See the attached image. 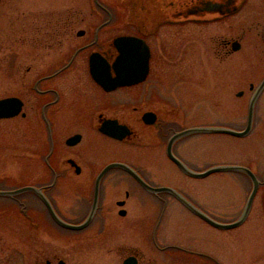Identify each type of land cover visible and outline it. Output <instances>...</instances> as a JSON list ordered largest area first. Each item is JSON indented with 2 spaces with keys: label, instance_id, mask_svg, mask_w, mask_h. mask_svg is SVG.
Masks as SVG:
<instances>
[{
  "label": "rangeland",
  "instance_id": "rangeland-1",
  "mask_svg": "<svg viewBox=\"0 0 264 264\" xmlns=\"http://www.w3.org/2000/svg\"><path fill=\"white\" fill-rule=\"evenodd\" d=\"M122 4V0L111 1L116 23L125 21ZM95 6L94 0H0V97L20 92L17 75L12 72L24 70L28 64L25 44L28 37H34L32 33L28 35L31 19H38L42 13L39 19L46 20L45 16L53 17L52 13L77 7L79 12L93 10L95 14L91 20L97 22L105 15ZM246 6L227 21L206 25L202 31L189 26L190 29H158L153 41L158 54L153 60L155 74L151 72L148 80L136 88H143L144 97L152 93L158 100L186 108L179 112H189L188 119L181 115L177 120L185 118L187 125L221 124L242 129L251 96L248 82H257L264 74V43L256 25L264 22V0H249ZM231 20L236 25L233 29L227 28ZM243 23H250L251 27L243 30ZM81 26L79 23L70 31L63 29V39H74L73 44L83 41L86 35L76 34ZM130 31L133 30H125L117 24L102 30L101 36L112 38ZM172 32L173 44L168 46L172 42L168 40ZM217 32L223 37L238 36L240 48L231 54L221 52L217 37L210 36ZM171 54L173 58L170 56L167 60ZM50 58H54L53 54ZM136 88H129L122 94L133 101ZM237 90H242V95L237 96ZM111 97L112 101L122 100L118 90ZM158 112L167 113L166 110ZM254 116L250 131L243 137L195 133L180 141L176 152L198 170L236 163L249 166L262 177L264 89L257 99ZM170 118L175 120L176 117ZM47 144L38 125L18 117L0 119V188L12 189L34 180L39 175L38 168L43 165ZM163 145L160 143L143 151L135 148L114 150L111 145L110 158L118 157L114 153L119 152L122 159L142 164L143 174L151 183L171 184L217 220L232 221L239 217L251 190V181L246 175L225 171L200 179L190 178L165 157ZM68 186L60 185L64 196L73 199ZM120 187L112 191L111 199L123 196L120 192L127 188L130 193L125 205L127 215L119 216L118 206L112 202L109 208L114 213L108 212L106 221H93L80 230L56 225L43 205L27 192L15 198L0 196V255L4 258L0 264H57L59 259L65 264H121L123 258L134 251L139 253V264H264V186L255 195L244 222L225 230L195 216L170 195L164 194L163 199H158L129 179ZM20 202L34 211L36 225L25 217ZM12 251L13 256L6 260Z\"/></svg>",
  "mask_w": 264,
  "mask_h": 264
},
{
  "label": "flooded vegetation",
  "instance_id": "flooded-vegetation-1",
  "mask_svg": "<svg viewBox=\"0 0 264 264\" xmlns=\"http://www.w3.org/2000/svg\"><path fill=\"white\" fill-rule=\"evenodd\" d=\"M111 1L94 0L95 8L105 15L104 19L102 18L97 22L91 20L95 14L93 10L79 12L77 7L67 10V12L52 13L53 17L44 15L46 20L39 19L42 13L38 19L30 18L28 35L30 36L32 33L31 35L34 37H28L25 44L28 64L24 70L15 69L12 72L17 75L16 83L20 87V92L0 97H18L22 101L21 110L8 119L18 117L28 121V123L38 125L42 138L47 139V149L42 157L43 165L36 172L39 175L24 185L40 188L58 216L68 222L79 223L84 221L90 214L93 205L95 206L90 223L106 221L109 214L114 213V210L109 208L112 202L118 206V215L126 216L125 205L130 198L129 190L124 188L120 192L123 196L120 195L113 200L111 199L112 191L114 192L115 189L118 191L125 179L131 180L145 190L132 174L122 168L112 167L101 176L97 183L96 192V178L110 162L127 163L153 186L171 185L169 183H151L143 174L142 164H135L122 159L119 152L114 153L118 157L110 158L111 145H114V150L121 151L122 149L125 151L135 148L143 151L144 148H152L163 143L165 157L177 166L166 154L167 142L174 133L188 127H194L190 124L187 125L185 118H181V121L177 120L181 115L188 117L189 112H179L182 109L187 110L186 108L179 107L174 102L158 100L152 93L144 97L143 88H136V86L145 83L153 72V60L158 56L155 47L157 45L153 44L157 35L156 32L162 27L173 30L175 27L188 26L194 30L202 31L206 25L214 24L215 26L216 23L225 22L242 12L248 7L246 4L249 0H122L121 7L125 11V21L123 20L121 23L114 22L115 9L111 5ZM231 21L227 24L229 29L236 27L233 20ZM79 23L82 26L78 28L76 34L78 35V31L82 30L83 33L78 36L86 35V38L74 44V39L64 40L63 29L70 31ZM117 24L125 30H133L123 34L138 36L148 44L150 51L149 68L143 81L132 85L118 86L107 91L91 76L89 57L91 53L98 52L108 63L113 62L118 53L113 45L114 37H102V30ZM256 25L259 27L258 35L263 41L264 22L261 24L257 22ZM189 27L188 29H190ZM246 27H251V24L243 23L242 29L244 30ZM199 33L201 34V32ZM173 35L174 32H172V37L168 39L172 40L171 43L167 44L168 46L173 44ZM153 36L154 38H152ZM210 36L213 39L217 37L219 50L224 54H231L232 51H235L233 43L238 42L240 48L238 36L236 38L233 36L230 38L223 37V34L219 32ZM52 54L54 58H50ZM170 56L173 58V54H171L167 56V60ZM111 72L114 75L112 69ZM153 74L155 73L153 72ZM263 77L264 74L257 82H248L251 96ZM132 87L136 88L133 101L130 96L122 94ZM117 90L121 93L122 100L112 101L111 94ZM238 92V90L235 92L237 96H239ZM241 92L243 91L241 90ZM191 105L204 104L192 103ZM204 109L202 108V110ZM158 110H166L167 113L160 114ZM146 112L155 114L152 115L154 116L152 122H150L152 117L148 115L149 113L145 115L146 120H144V113ZM170 115L173 118L176 117L175 120L170 118ZM254 119L255 116L253 122ZM107 120L127 126L129 134L121 139L109 135L104 131V128L116 129L118 126H114V123L104 126ZM191 135L194 134L181 135L176 138L172 143V152L189 168L200 171L191 167L176 152L178 143ZM146 140L151 141V143H145ZM137 162L141 163V159H138ZM177 169L179 170L178 167ZM252 170L256 173L254 169ZM258 177L260 178L259 188H261L264 186V175ZM61 184L69 185L68 189L71 190L73 199L64 196L60 187ZM27 193L37 199L48 213L35 192L27 191ZM150 194L158 199H163L162 195L164 194L169 195L165 192ZM62 202L65 204L60 205L59 203ZM26 208L25 217L32 225H36L34 211L25 204V210ZM49 217L52 220L50 215ZM152 237L154 238V233ZM131 255L137 258L139 264V253L135 251L124 258Z\"/></svg>",
  "mask_w": 264,
  "mask_h": 264
},
{
  "label": "water",
  "instance_id": "water-1",
  "mask_svg": "<svg viewBox=\"0 0 264 264\" xmlns=\"http://www.w3.org/2000/svg\"><path fill=\"white\" fill-rule=\"evenodd\" d=\"M82 33H83L82 30L78 31V35H81ZM113 45L115 46L118 53L111 64L108 63L98 52H93L90 54L89 71L93 79L107 91L113 90L118 86L132 85L140 81H143L148 73L149 57H150L149 47L146 44V42L142 38L137 37L135 35H118L113 38ZM238 48H239V44L237 42L233 43V49H238ZM111 69L114 71V75H112ZM263 87H264V78L258 85L257 89L255 90L254 94L252 95L249 101L248 110H247V122L244 129L240 130L226 126H213V125L190 127L180 132L174 133V135H172L168 140L166 146L167 156L172 161H174V163L180 168L182 172H184L185 174L191 177L203 178L214 172L238 171L245 173L251 179L252 188L249 192L244 208L237 219L232 221L217 220L211 217L210 215H208L207 213H205L204 211H202L196 205H194L188 198H186L176 188L166 185L152 186L148 184L130 165L119 161L108 163L98 174L95 181L96 192H97V183L99 182L101 176L108 169L112 167H119L132 174L134 178L148 191L155 193L160 191L168 192L169 194L174 196L180 203H182L187 209H189L192 213L197 215L199 218H201L211 226L222 230L238 227L246 219L250 211V208L252 206L254 196L258 189L259 179L256 177L254 172L250 170L248 167L239 164H217V165H212L203 171L192 170L173 154L172 143L176 138L180 137L181 135L197 133V132L224 133L238 137L245 136L251 129L253 114H254V106ZM241 93L242 92L240 91L238 94ZM21 107H22V101L18 97L8 96V97L0 98V118H8L16 115L21 110ZM147 114L152 117V119H150V122H152L154 119V116L152 115L155 114L153 112L144 113V120H146L145 115ZM111 123H114V126H118V128L116 129L115 128L109 129V127L107 129L104 128V131L109 135L121 139L126 134H129V129L127 128V126L118 125L116 121L112 122L110 120H107V122L104 123V126L105 124L111 125ZM27 190L33 191L38 195V197L45 204L51 218L57 224L65 228L74 229V230L82 229L89 224L95 205L92 206L90 214L84 221H82L81 223H70L64 221L57 215L48 198L38 187L26 185L16 189H9V190L0 189V195H14ZM57 264H65V262L64 260L60 259L58 260ZM122 264H137V260L134 256H128L123 260Z\"/></svg>",
  "mask_w": 264,
  "mask_h": 264
},
{
  "label": "trees",
  "instance_id": "trees-1",
  "mask_svg": "<svg viewBox=\"0 0 264 264\" xmlns=\"http://www.w3.org/2000/svg\"><path fill=\"white\" fill-rule=\"evenodd\" d=\"M12 256H13V251H12V254L11 255H8V258L6 260H10ZM3 260H4V258H2L1 255H0V261H3ZM13 261H14V258L12 259V262Z\"/></svg>",
  "mask_w": 264,
  "mask_h": 264
}]
</instances>
